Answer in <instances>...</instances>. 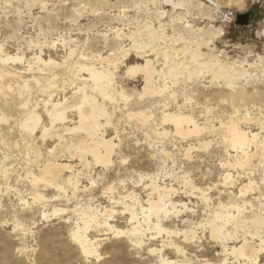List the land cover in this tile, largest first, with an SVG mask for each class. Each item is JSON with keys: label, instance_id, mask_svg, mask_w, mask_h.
I'll return each mask as SVG.
<instances>
[{"label": "rangeland", "instance_id": "374dc122", "mask_svg": "<svg viewBox=\"0 0 264 264\" xmlns=\"http://www.w3.org/2000/svg\"><path fill=\"white\" fill-rule=\"evenodd\" d=\"M231 122L256 135L243 152ZM250 256L264 263V0H0V264Z\"/></svg>", "mask_w": 264, "mask_h": 264}, {"label": "bare ground", "instance_id": "6f19581e", "mask_svg": "<svg viewBox=\"0 0 264 264\" xmlns=\"http://www.w3.org/2000/svg\"><path fill=\"white\" fill-rule=\"evenodd\" d=\"M148 36L149 37H155V33L150 32V34L147 35V37ZM223 67L224 66H222V68ZM140 70L145 72L146 76L144 75V77L146 78V82H149V80L151 78V74H152L151 70H144V67L143 66L140 67L139 65L129 68V71L132 73H135V72L140 71ZM90 76L94 80L96 88L100 89V91H102L103 87H106V85L109 84V72L106 70H100V71L92 70ZM104 83L106 84L105 86H104ZM61 111H62V109H61ZM54 116L57 120V119L61 118L63 116V114L61 112H57V113H55ZM87 118H91V115L89 113H83L81 115V119H87ZM164 120L165 121L166 120L171 121L175 125L176 129L179 130L181 133L191 134L197 130V126H195L194 124H193V127L191 129L188 127V125H187V127L183 126L184 123L186 124V123L191 122V120L185 116H179V115H175V114L166 113V114H164ZM227 132L229 134V140L228 141L231 143V146L233 148H235V150H240L242 152L245 149V146L250 141V139H254V137L256 136L255 134L254 135L252 134L251 137H248V135L245 132L237 129L233 122H231L228 125ZM104 145H105L106 151H107V149L110 148L109 142H105ZM244 154H245V152H244ZM107 158H108L107 155L102 157L103 160H107ZM46 175H47V179L49 181H52L56 177V171L54 169H47ZM247 188L248 187H246V189ZM152 206H153V209H152L153 211H155V212L159 211L161 209V206H162L161 199L158 198V200L156 202H154ZM210 226H211V231L213 234H219L221 232V229H222L221 225H217L214 221L211 222ZM244 248H245V246H242L241 248H236L233 246L231 252H235V253L239 252V254L240 253L245 254L244 250H243ZM247 258L251 259L254 264H264V263H259L257 261V257H255V256H250ZM242 264H246V263H242Z\"/></svg>", "mask_w": 264, "mask_h": 264}]
</instances>
